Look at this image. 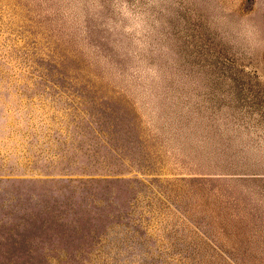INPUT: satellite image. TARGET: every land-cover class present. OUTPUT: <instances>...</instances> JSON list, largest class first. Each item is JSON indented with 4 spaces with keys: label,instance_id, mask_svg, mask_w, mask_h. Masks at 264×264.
<instances>
[{
    "label": "rangeland",
    "instance_id": "374dc122",
    "mask_svg": "<svg viewBox=\"0 0 264 264\" xmlns=\"http://www.w3.org/2000/svg\"><path fill=\"white\" fill-rule=\"evenodd\" d=\"M0 264H264V0H0Z\"/></svg>",
    "mask_w": 264,
    "mask_h": 264
}]
</instances>
